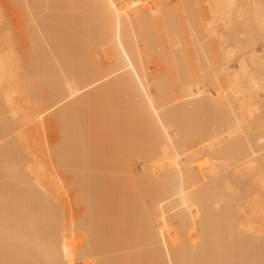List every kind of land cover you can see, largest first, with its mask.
Listing matches in <instances>:
<instances>
[{"label":"bare ground","instance_id":"bare-ground-1","mask_svg":"<svg viewBox=\"0 0 264 264\" xmlns=\"http://www.w3.org/2000/svg\"><path fill=\"white\" fill-rule=\"evenodd\" d=\"M13 1L15 5L19 3L18 6L20 4L25 6L26 8H23L26 14L34 10L41 12L47 9L54 10L55 6L65 11V8H68L66 5L74 2V0H11V5ZM80 1L82 4L92 3L90 8L100 10L102 13L100 26L87 31V36L92 40H98L99 44L107 43L111 46L114 50L113 56L120 58L123 66L128 68L130 75L126 73L125 76L115 80L113 88L122 91L130 88L135 90L136 95L137 92L143 93L146 106L157 114L156 119L154 118L151 123L150 135L155 141L154 145L158 141L157 151L160 156L170 164L169 173L165 178L167 181L161 193L164 205L162 217L159 219L160 222L155 221V225L147 223L148 227H146L150 245L157 238L156 222L160 223L162 231H165V236L169 239L164 242L157 258L164 259L167 264H230L229 258L220 257L214 247L221 244L228 232L236 236L242 231H249L253 235L261 234L262 240H254L251 243L241 242L242 247L238 244L240 250L237 262L246 264L247 261L254 259L252 256L260 253L262 256L260 264H264V255H262L264 254V194L261 193V189H264V145L259 146L264 142V117L261 112L264 105V50L262 51L264 43L262 48L259 44L261 50L256 47L264 40V0ZM3 2L0 0V115L7 111L11 119L16 118L15 121L0 120L1 138L6 135L4 133H14L30 122L32 124L35 118L40 119L44 116L43 110L32 116L23 110L22 105L16 106L13 102L15 98L13 96L17 93V80L19 82L17 71L20 65H17L16 60L19 57L16 52L19 47L14 48L18 41L16 36L14 35L17 41L11 37L12 33L8 35L9 25L7 28L4 27L7 13L3 12L6 10V6L2 5ZM32 13L30 18L34 23L32 18L34 12ZM11 19L13 20V17ZM45 19L35 21L34 25L31 23V28L33 25L34 32L39 31L37 32L39 35L40 33L42 37L47 35L48 39L46 32L52 31L49 29L51 27L49 23L53 24L54 20L50 19L51 22H48L49 19L47 21ZM7 24L9 23H5ZM160 25L163 28L158 36L162 38L164 35L168 39H164V53L171 59L169 69L172 73H169V79L166 75L157 74L152 68L146 67L147 50L139 47L140 42L152 44L153 35L150 30L154 28L158 30ZM34 26H38L39 30ZM21 28L23 31L26 30L23 33L30 32L33 41L36 40L34 35L38 37L36 42L41 38L30 27L26 29L21 26ZM42 39L34 46L39 48L43 44L44 48L49 43L46 48L50 46L51 51L48 47L46 53L48 55L50 51L58 62L56 63L51 55L52 61H55L52 63L44 52L45 48L41 47L35 52L38 58L33 59H38L36 65L33 66L34 63L31 65L36 75L28 69L27 74L24 71L23 73L27 79L28 77L31 79L32 75H38L37 77L43 80L41 84L51 80L45 86L49 87L47 89L51 94L52 103L45 109L50 111L57 107L55 112L61 140L59 144L55 142L57 145L54 148L52 146L55 144H51L48 148L53 152L50 151L51 157L54 154L57 159L56 167L60 163L68 169L70 163L64 158V154L69 152L71 147L75 149L70 139H73L76 130L82 135L87 130L85 114L80 111L81 104H77L82 99H78L79 93L83 88L102 80L105 75L86 71L85 75L79 76L76 70L70 68L73 57H69V53L65 51L63 44L65 42L52 39L50 43ZM28 43L30 48L33 47L31 41ZM85 45L90 52L91 48L89 49L88 46H92V42ZM30 48L27 50L33 49ZM61 55L66 57H60ZM47 57L51 65L58 64V67L55 66L56 69L50 73L51 66L49 69L46 68L49 62ZM102 57L105 58L107 55L103 53ZM105 62L108 60L106 59ZM117 65L122 67L119 62ZM111 66H114V63H111ZM29 74L31 76H28ZM131 77L136 80L137 85H133ZM25 79L26 77L20 78L21 83L25 85L22 87L26 88L24 89L28 94L30 91L29 95L32 96L36 91L34 90L36 83L40 85V80H36V77L35 80L32 78L36 83L27 80L28 85L30 83L29 87L27 82H23L26 81ZM153 85L156 94H152ZM28 87L29 89L34 87L33 91L28 90ZM38 87L37 92L40 97L42 94L39 93ZM47 89L40 92L46 93ZM165 99H168L166 102H173V107L181 105L182 108L178 110L180 109L182 115H179L176 109H172L169 114L162 117L157 110ZM14 101L18 104L16 100ZM23 106L25 107V103ZM260 115L262 118H259ZM4 117L8 116L4 115ZM156 125L160 126L162 132ZM74 129L76 130L72 132ZM12 138L10 137L11 140L0 147V264H72L73 242L66 203L52 194L59 183L51 179L54 178L53 174L39 156L40 152L36 153L39 148L34 150L35 154H33L25 143L27 140L23 139V134ZM35 143V146L38 145ZM81 148L87 146L83 144L77 149ZM82 154L80 152L81 157L76 163L80 164L85 160L89 162ZM148 159L153 160L154 154L151 153ZM158 164L161 167L159 162ZM229 168H234L233 176L238 175L243 179L250 176L244 183L245 192L237 199L223 195L224 191L233 190L228 180L224 179V185L220 184L219 169L226 172ZM62 169L64 168H60ZM81 170L80 168L79 171H73L71 184L68 181L70 188L83 192L82 197L86 204L85 212L81 213L83 217L72 224L76 233L81 231L86 240V244H82L84 247L78 248V252L80 251L78 254L80 256L77 255L78 264L83 258H91L92 253L101 251L103 254V250L109 246V241L105 238L99 239L94 231L92 214L95 199H91L88 194L91 183L99 180L98 176H92L89 172ZM165 170L166 168L163 167V171ZM200 173L215 179L199 187L197 183L200 180L198 181L197 178ZM3 177L8 179L5 187H3ZM240 183L238 184L241 185ZM66 186L65 188H69ZM211 203L222 206L219 213L210 210ZM72 206L74 207V204ZM213 224H216V230L222 239L219 240L216 236L215 243L211 246ZM232 249L233 247L228 245L227 251L231 252Z\"/></svg>","mask_w":264,"mask_h":264},{"label":"rangeland","instance_id":"rangeland-1","mask_svg":"<svg viewBox=\"0 0 264 264\" xmlns=\"http://www.w3.org/2000/svg\"><path fill=\"white\" fill-rule=\"evenodd\" d=\"M3 1L7 2V4H5ZM10 1L11 0L8 1L2 0L3 2L2 5L4 4V6H6V10L8 9L7 7H9L7 11L3 10V12L5 11L7 13V14L3 13L4 15L6 14L5 17L7 18V20L6 18H4V27L7 28V26L9 25L10 28L8 27V30L11 32L8 31V35L12 33V35L11 34L10 35L12 38H14L13 40H15L14 35L16 36V39H18V41L15 40L17 42L16 45L14 44L15 45L14 48L17 49L19 47L16 50L17 55L19 56V57L17 56L18 58L16 57L17 58L16 60L18 62V64L17 63L16 64L20 65L18 66L19 70L17 71V74H19L17 76H19L20 84L17 80L16 86L18 87L16 86L15 87L17 89V93L21 96L19 97V95L15 93L13 98L17 97L16 99L14 98V100H16L18 104H16L14 100L13 102L16 106L22 105L21 107L23 108V110L26 111L28 114L30 113L32 116L33 115L36 116V114L39 111L43 110L44 116L43 118L41 116L40 119L35 118L32 121L33 122L32 124L30 122L29 125L27 124L23 128L22 127L19 128L18 131L14 133L13 132L4 133L6 135L7 134L9 135L8 136L4 135L3 138H1L2 137L1 135L2 133H1L0 144L1 143L2 144L0 145V147L8 143V141L11 140L10 137L11 138L14 136L17 137L18 134L21 135L23 134V139L26 138L25 141L26 140L27 141L25 143L33 152V154H35L34 150L39 148L37 149L36 153L40 152L39 156L47 164L48 167L47 169L50 171V173L53 174L52 176L54 178L51 179H54L59 183L58 187L55 188L52 194L63 199L66 203L70 234L72 236V242H73L72 249H73L74 260L72 261V264L79 263L77 261V257L80 256L78 255L80 252V251L78 252V248L80 247L79 249H81V247L82 248L84 247L82 244L84 245L86 244V240H84L82 232L77 230L78 232L76 233V230L73 229L74 227L72 225L73 222L80 219V217L82 218L83 214L81 215V213L85 212L84 208H86V204L83 201V197H82L83 192L81 193L75 188H70L71 186H69L68 183L69 181L71 184L70 180L73 178V171L76 170L79 171L80 168L82 169L81 171L83 172H89L90 174H92V176L94 175L98 176L99 180L95 181V183L94 182L91 183L90 185L91 188L88 193L91 199H95L93 204L94 211L92 214L94 231L98 234L99 239L105 238L109 241V246L103 250L104 252L103 254L101 253V251L99 253L97 252L92 253L91 254L92 259L89 257H86V259L83 258L82 260H79L80 262L82 261L80 264H167V262L164 259L157 258L159 256V253H161L160 250L164 246V242H167L169 240L168 237L165 236L166 233L165 231H162L163 230L161 229L162 226L158 222H160L159 219H161L162 217L161 212H163L164 209L161 193L164 190L163 185L165 181H167L165 180V178L166 175L169 173L168 170L170 164L169 161L165 160L163 157L160 156V154L158 153L159 151H157L158 141H156L154 145L155 141L152 139L150 135L151 125H152L151 123L153 119L157 116V114L151 112L150 108L146 106L147 103L145 102V97L143 96V93L137 92L136 95L135 90H131L130 88L125 89V91H122L119 88H113L115 86L114 83L115 80L120 79L123 75L125 76L126 73L129 74L128 68L123 66V63L120 60V58L113 56L114 50L111 46H109L107 43L99 44L98 40L96 41L92 40L86 34L87 31L96 29L100 26L99 23L101 20L102 13L100 12V10L91 9L90 6H92V3L91 5L89 3L82 4L80 0H74V2L70 3V5H66V7L68 8H65L66 9L65 11H62L63 9L59 10V8L56 6L54 7L55 9L53 8L54 10L47 9L49 11L47 10L42 12L40 10L30 11V13L34 12V16H32V18H34V23L35 21H41V19L43 20L47 17L48 18L45 19L46 21L50 17L52 21L54 20L53 24L50 19L48 20V22L49 21L51 22L49 23V25L52 27L49 28L52 29L51 32H49L50 30L46 32L48 34V39H49L48 40L46 37L47 35H45L46 33L43 34V36L45 35L46 37L45 39V37H42L41 33H40L41 36L38 34L39 31H35V32L33 31L34 23H33V19L31 20L30 18V16L33 13L31 15L30 13L26 14L24 10V8H26L25 6H23L22 4L18 6L19 3H16L15 5L14 1L11 5ZM11 15H13L12 17L14 21L11 19L12 18ZM8 20H10V22ZM62 21L63 23L59 25V23ZM14 22H16V24ZM19 22L22 23L24 26ZM5 23H9V24L5 25ZM31 23L33 24L32 25L33 29L31 28ZM13 24H15V26H13ZM20 25L22 27H25L26 29L27 28L29 29L30 27L34 33L38 32L36 35H38L39 38L41 37L45 39V40L42 39L44 42L47 40L46 42L49 41L51 43L50 40L52 39L54 40L60 39L61 41L65 42L63 43L64 49H66L65 51L69 53V57H73V64L72 66H70V68L76 70L79 76L85 75L86 71L88 72L94 71L105 75V77L102 80L96 82L95 84L93 83L92 85L83 88L79 93L80 96L78 99L80 98L82 99L81 102L80 103L78 102L77 104H81L80 111L85 114V116L84 115L83 116L86 121L85 126L87 130L83 135L79 130L78 131L76 129L72 130V132L76 130L73 133V139L72 138L70 139V142L72 141V145L75 149L73 150L72 147L70 146L71 147L70 151L64 154V158L70 163V167L71 164L73 163L71 168L68 167L67 169V167L63 166L60 163L57 166L58 167L57 168L56 167L57 164L55 163L57 159L54 156V154L52 156L55 158L51 157V153H50L51 148L50 149L48 148L51 147V144H55V142L59 144L60 142L59 140H61V133H59L60 127H58L59 125L56 119L55 110L57 109V107H55L50 111L49 110L47 111L45 109L46 106H49V104L52 103L51 94L48 91L49 87L45 86L51 80L50 81L48 80L46 84H41L42 83L41 81L43 80H40L41 78L39 77L40 78L39 79L37 77L38 75L33 76L34 74L36 75V73L35 72L33 73L34 67H32L31 65L32 63H34L33 66L36 65L38 61V59L33 60L38 58L36 57L37 55L35 54V52L36 49L37 50L41 49L43 44H41L40 42L41 47L39 46V48L38 47L36 48L34 45H36L37 42L41 41V38L39 39V41L36 42L38 37H36L32 33L36 39L34 40L35 41L34 42L32 40L33 37L32 38L30 37L32 35H29L30 32L29 33L27 32L28 34L23 33L26 30L23 31V28H21ZM53 27H56L57 31ZM36 28L39 30L38 26ZM158 28H159L158 30L155 28L153 30H150V32L153 35L152 44L148 45V44H144L143 42H140L139 47L141 49L146 48L147 50L148 63L146 67L152 68L157 74L160 73L162 75H166V77H168L169 79V73H172V70L169 69L171 59L170 57H166L165 56L166 53H164V48H165L164 39L167 38H165L164 35H162V38L158 36V33L161 32L163 27L160 25ZM16 33L19 36L16 35ZM95 34H91V35H95ZM21 38H23L24 41L25 40L28 41L24 42ZM30 41H31L30 44H32V46L35 48L33 47H31L33 49L30 48L28 43ZM32 42H34L35 44ZM90 42H92V46L90 45L88 46L89 49L91 48V51L89 52L87 51V46L85 44H88ZM260 42L261 43H258L256 46L257 49H259L260 46H261L260 48L264 46L263 45L264 40L263 42L262 41ZM259 44L261 45L259 46ZM46 46L44 47L45 48L44 52L47 55L46 50L48 47L50 49V46H48L47 48ZM29 48L31 50L28 51L27 49ZM178 49H180V47H178ZM263 50L264 48H262V51ZM50 51L49 52L47 51L48 57L52 55ZM103 53L106 54L107 57L105 58L102 57ZM60 57H66V56L61 55ZM52 58L54 59L53 55ZM178 58L185 59L186 57H178ZM53 59H51L50 57L51 61ZM106 59L108 60V62L110 61L109 64L108 62H105ZM55 61H52V63H54ZM49 62L48 64L46 63L47 64L46 68L48 67V69L50 68V66L51 68L53 66L51 65V62L50 63ZM57 62L58 61H56V63ZM118 62L121 63L122 67L117 65ZM56 63L54 64L52 70L51 68L49 69L50 70L49 73L51 71L53 72V70L56 69L55 66L58 65V64L56 65ZM111 63H114V66H111ZM31 67L33 68V71ZM27 69L31 70L33 73L32 75V73H30L31 71H29V73L32 75L31 79L30 77H28L27 79V76L25 75V73H23V71L28 72ZM30 74L28 76H31ZM20 75L21 77H23V79L26 77L25 79L26 81L23 80V82H27V80L28 81L31 80L32 82L35 80V77L36 80L38 81L40 80V85H38V82L36 83L35 81L34 82L36 83V86L35 84L34 85L31 84L35 86V88L33 87L34 90H36L35 93L33 92L34 95L33 94L32 96L29 95L31 94L30 91L28 94L27 93L28 91L27 90L25 91L26 88L22 87L24 83L23 84L21 83L22 79L20 80L21 78ZM22 75H24L25 77ZM32 78H34V80ZM131 78L133 85L134 86L137 85L136 80L133 77ZM26 84L28 85V82ZM28 86L30 87V83ZM37 86H39L38 88H40V91L41 90L44 91L47 88L48 89L46 93H42L38 89L39 93L42 94L39 97L37 92ZM29 87L27 89L33 91V88L29 89ZM153 88L154 85L152 86V90ZM19 89H22V91H20ZM20 92L22 94H20ZM152 94H156L154 93V90L152 91ZM18 98H21V100ZM24 100L27 101L25 102ZM166 101H168V99H165L163 105L157 110V112L160 113L162 117H165L166 114H169L170 111H172V109H176V112L179 115H182V113H180V109L182 108L181 105H177L176 107H173L174 105L173 102L169 103ZM24 103L26 108L23 106ZM262 106H263V108L261 109L262 111L261 110L260 111L262 112V115L264 117V105ZM178 108L180 109L178 110ZM30 110L32 111L33 114L31 113ZM7 113L8 112L6 111V113L0 115V120L9 119L15 121L16 117L11 119L10 118L11 116ZM4 115L8 117L5 118ZM259 118H262L261 115L259 116ZM156 126L158 127V130L162 132L160 126L159 125ZM29 129H30L29 131L30 133L28 132ZM36 131L38 133H36ZM40 133H42L41 136ZM51 135L52 137H50ZM27 142H30L32 144ZM34 143L38 145L35 146ZM57 144L53 145L52 148H54V146H56ZM83 144H85L87 148L77 149L78 147H82ZM263 145L264 142L259 144L260 147H262ZM45 147H47L49 151H47L48 149ZM71 151L73 152L70 154ZM47 152H49L50 154H48ZM80 152L83 153L82 156L88 159L89 162H86L85 160L82 161V163L80 164L76 163V160L80 159L81 157L79 156ZM151 153L154 154V159L149 161L148 157H150ZM158 162L161 164V167L158 164ZM162 164L163 167L166 168L165 171H163ZM218 164L220 165V163ZM60 168H64L66 171L64 169L60 170ZM233 169L234 168H229L228 171L226 172H223L222 170L219 169V178L221 179V183H220L221 185H224L223 182L225 179L228 180L230 182V185L233 187V190L231 191L230 190H228V192L224 191L223 195L230 199H237L240 198L245 192L244 183L246 182V180H249L250 176H248L245 179L241 178L238 175L233 176L234 175ZM69 170H71L70 173ZM198 176L199 177L197 178V180L200 181L197 184L199 187L211 183L215 179L203 173H200ZM3 179L5 180V182L4 180H2L4 185L3 187H5V183L7 182L6 184H8V179L6 180V178L4 177ZM238 183H240L241 185H239ZM66 185H68L70 189L65 188ZM2 190L4 191V189ZM261 191H262L261 193L264 194V189H261ZM72 204H74V207L72 206ZM220 207L222 206L221 205L216 206L215 204L211 203L210 210L212 212L219 213ZM79 209H81L82 211H80ZM154 217L156 218V220ZM155 221H158L156 222V226L158 229L155 233L157 238H155L154 242H152V244L150 245V238L149 235L147 234L146 227H148L147 223L148 224L150 223L151 225H155ZM212 226H213L211 231L212 235L210 237L211 246L215 243L216 236L218 237L219 240L222 239L220 238V234L216 230L217 229L216 224H213ZM177 239L180 240V238ZM254 240L255 241L262 240V235L261 234L253 235L249 231H242L241 234L233 236L228 232L226 236L222 239L221 244L220 245L217 244V247L214 246L213 247L215 248V251L220 257L229 258L230 264H238L237 256H238V251L240 250L241 242L251 243ZM236 241L238 242L240 241V242L236 243ZM228 245H231V247H233L231 252L227 251ZM260 255L261 254L259 253L256 256L255 255L252 256V258L254 259L247 261L246 264H260L262 259V256Z\"/></svg>","mask_w":264,"mask_h":264}]
</instances>
